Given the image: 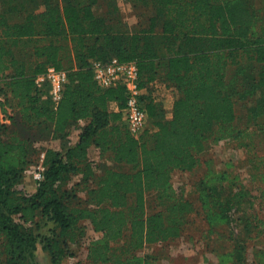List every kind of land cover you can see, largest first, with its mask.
I'll return each mask as SVG.
<instances>
[{
  "label": "trees",
  "instance_id": "obj_1",
  "mask_svg": "<svg viewBox=\"0 0 264 264\" xmlns=\"http://www.w3.org/2000/svg\"><path fill=\"white\" fill-rule=\"evenodd\" d=\"M26 1L37 8L0 0V97L12 107L9 123L0 121V209L7 213L0 264H28L35 247L30 225L38 217L58 227L45 247L53 261L74 256L75 237L82 232L75 225L86 220L105 236L88 248L89 261L136 264L134 250L179 236L185 215L193 210L190 200H170L164 188L173 169L190 171L199 164L198 153L214 124L234 120L225 69L236 63L237 53L261 64L260 95L248 117L264 118V15L259 16L254 0H153L161 18L156 35L152 23L146 30L126 31L110 15H98L100 0ZM111 57L135 61L142 89L158 78L180 87L170 118L164 117L161 101L141 93L148 125L138 137L129 133L122 112L124 86L102 88L93 78L91 62ZM48 66L67 72L56 105L34 83ZM35 126L38 132H30ZM69 126L78 128L76 140L63 137L60 149L44 147L34 192L20 191L16 184L36 152L35 143L66 136ZM91 146L129 168L105 169L84 187L85 198L71 204L65 182L71 174L83 180L92 174ZM151 190L163 200V211L146 212L145 194Z\"/></svg>",
  "mask_w": 264,
  "mask_h": 264
},
{
  "label": "rangeland",
  "instance_id": "obj_2",
  "mask_svg": "<svg viewBox=\"0 0 264 264\" xmlns=\"http://www.w3.org/2000/svg\"><path fill=\"white\" fill-rule=\"evenodd\" d=\"M20 2L37 8L35 2ZM254 4L259 16L264 15V0H254ZM95 12L110 15L126 31L146 30L152 23L157 35L161 27L159 10L153 0H100ZM151 17L155 19L152 21ZM254 29H258L257 23ZM153 42L158 45L160 39L155 37ZM235 60L236 63H230L225 69V91L234 102V120L227 126L214 124L198 153L199 164L190 171L173 169L164 188L170 200H190L193 210L185 215L179 236L145 243L134 250L131 257L136 264H264V118L257 121L248 117L260 95L256 81L261 64L238 53ZM179 91V86L160 78L142 89L145 98L153 97L163 103L166 119L171 117L172 102ZM68 130L70 133L66 136L35 143L36 152L16 184L20 191L34 192L40 180L35 175L43 170L44 147L60 149L64 139L70 143L76 140L78 128L69 126ZM30 132H38L37 127ZM88 157L92 174L86 180L81 179V174H71L65 182V187L70 188L71 204L85 198L84 187L93 185L105 169L129 168L113 162L109 152L101 153L94 146L88 149ZM164 208L155 190L146 192L147 213ZM6 217L7 213L0 209V249L6 238L3 228ZM75 227H78L76 232L80 228L82 232L75 237L78 240L74 256L64 255L59 261H53L45 247L56 238L58 227L46 217L36 218L30 225L35 247L26 258L28 264H106L92 263L87 258L90 245L103 242L104 234L94 231L86 220L77 221Z\"/></svg>",
  "mask_w": 264,
  "mask_h": 264
},
{
  "label": "built area",
  "instance_id": "obj_3",
  "mask_svg": "<svg viewBox=\"0 0 264 264\" xmlns=\"http://www.w3.org/2000/svg\"><path fill=\"white\" fill-rule=\"evenodd\" d=\"M91 69L99 87L106 88L117 84L124 86L123 120L129 133L138 137L148 125V114L140 102L142 88L139 87V71L135 61H120L116 57L107 61L93 60ZM66 82L67 72L54 66H48L34 79L36 88L46 90V95L54 105L61 99ZM35 177L41 178V173L38 172Z\"/></svg>",
  "mask_w": 264,
  "mask_h": 264
},
{
  "label": "crops",
  "instance_id": "obj_4",
  "mask_svg": "<svg viewBox=\"0 0 264 264\" xmlns=\"http://www.w3.org/2000/svg\"><path fill=\"white\" fill-rule=\"evenodd\" d=\"M8 70V69H7ZM108 107L110 109L116 110L117 105L115 102H109ZM12 114V107H10L5 101L4 98L0 97V121L9 123V115ZM81 124L83 122H80Z\"/></svg>",
  "mask_w": 264,
  "mask_h": 264
}]
</instances>
